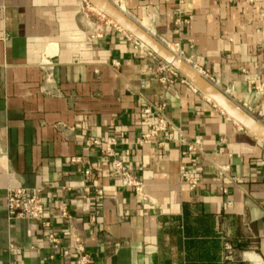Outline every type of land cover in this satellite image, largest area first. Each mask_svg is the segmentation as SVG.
<instances>
[{
	"label": "crops",
	"instance_id": "crops-1",
	"mask_svg": "<svg viewBox=\"0 0 264 264\" xmlns=\"http://www.w3.org/2000/svg\"><path fill=\"white\" fill-rule=\"evenodd\" d=\"M111 1L264 119V0ZM132 37L83 0H0V264H78L62 253L61 200L89 264H224V240L253 260L234 264H264V141ZM163 104L174 139L139 144ZM179 129L202 139L199 163ZM111 136L144 196L85 143ZM182 166L200 178L193 191ZM21 187L44 188L59 244L42 222L9 218L7 191Z\"/></svg>",
	"mask_w": 264,
	"mask_h": 264
},
{
	"label": "built area",
	"instance_id": "built-area-1",
	"mask_svg": "<svg viewBox=\"0 0 264 264\" xmlns=\"http://www.w3.org/2000/svg\"><path fill=\"white\" fill-rule=\"evenodd\" d=\"M84 9L89 11L92 9L91 3L88 0H83ZM8 37L6 34L5 38ZM135 44L140 46L141 42L132 37ZM155 57L162 63V68L170 70L173 74L179 75V72L173 68L171 65L167 64L161 58L155 54ZM118 64V63H117ZM50 66L47 61L42 63V67L45 69ZM206 76V75H205ZM207 77V76H206ZM208 78V77H207ZM166 81H169L167 77H164ZM184 81H187L185 77L182 76ZM166 105L163 104L159 106L156 110L157 121L149 126V128L138 138L137 142L141 145L148 144L152 142L155 138L163 135V139L158 142V144L163 145L164 140L174 139L175 127L171 119L166 115L165 112ZM146 112L150 113L151 110L148 108ZM264 123V119H259ZM181 132V130L179 129ZM182 133V132H181ZM180 145H187L189 151H194L197 156L193 159L194 163H199V159L203 152V141L201 138H195L190 140L185 134H180L178 138ZM85 143L88 146L94 145L101 149L102 154L107 158L111 164L113 173L119 176L121 180V185L123 187L133 188L137 195L144 196V185L136 178L131 168L128 164L120 157L119 152L116 150V146L119 141L116 137L111 136L105 140L99 139L97 137H87ZM78 161V159H76ZM230 166H223L221 168V173L228 171ZM182 173H184V179L188 182V187L191 191L195 190L200 184V178L195 175H187L186 169L182 166ZM92 171L91 169L85 170L86 182L91 181ZM84 191H89V185L84 187ZM99 194H103L102 191H98ZM6 207L8 209L9 218H24L32 221L42 222L44 226L50 228L47 234V240L50 244L56 245L60 243V238L58 234L53 230L51 222L45 220V199H44V188L42 187H21V188H9L6 195ZM57 209L59 211V217L71 227V239L66 246L63 247V255L69 256L73 252L77 257L78 264H89L91 263V255L86 249L85 242L83 238L74 233L72 229L73 217L69 211L68 203L66 201H59L57 203ZM91 221L95 222L96 217L91 216ZM11 249L20 252V249L11 245ZM246 252H241V255H237V249L229 241H224L222 249V261L224 264H234L240 259H243ZM240 257V258H239Z\"/></svg>",
	"mask_w": 264,
	"mask_h": 264
},
{
	"label": "water",
	"instance_id": "water-1",
	"mask_svg": "<svg viewBox=\"0 0 264 264\" xmlns=\"http://www.w3.org/2000/svg\"><path fill=\"white\" fill-rule=\"evenodd\" d=\"M88 1L117 26L140 42L147 44L153 53L175 68L230 118L264 141V123L233 100L226 92L207 78L202 71L172 50L169 45L158 39L111 0Z\"/></svg>",
	"mask_w": 264,
	"mask_h": 264
},
{
	"label": "rangeland",
	"instance_id": "rangeland-1",
	"mask_svg": "<svg viewBox=\"0 0 264 264\" xmlns=\"http://www.w3.org/2000/svg\"><path fill=\"white\" fill-rule=\"evenodd\" d=\"M91 7H92V9H90V10L88 11V14H90V16L95 17V18H98V19H99L100 21H102V22H109V21H111L112 24H114V22H113L111 19L107 18L104 14L99 13V11L96 9L95 6L91 5ZM173 48H174V47H173ZM175 50H176V49H175ZM175 52H176V51H175ZM224 241H227V240H224ZM237 255H241V252H240L239 250H237ZM239 258H240V257H239Z\"/></svg>",
	"mask_w": 264,
	"mask_h": 264
},
{
	"label": "bare ground",
	"instance_id": "bare-ground-1",
	"mask_svg": "<svg viewBox=\"0 0 264 264\" xmlns=\"http://www.w3.org/2000/svg\"><path fill=\"white\" fill-rule=\"evenodd\" d=\"M120 8L122 9V7H120ZM96 9H97V8H96ZM97 10L100 12L99 9H97ZM122 10H123V9H122ZM123 11H124V10H123ZM124 12H125V11H124ZM100 13H101V12H100ZM102 14H103V13H102ZM141 46H144V47L147 48L148 51H151L150 47H149L147 44L141 42ZM170 48H171L172 50L176 51L175 48H173V46H170ZM245 257H246V259H249V260H251V261L253 262V260L250 259V252L245 253Z\"/></svg>",
	"mask_w": 264,
	"mask_h": 264
}]
</instances>
